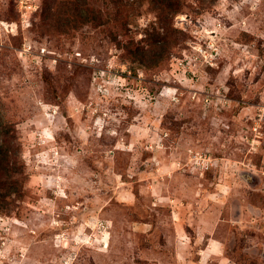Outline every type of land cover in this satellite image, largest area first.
Listing matches in <instances>:
<instances>
[{
	"label": "rangeland",
	"instance_id": "1",
	"mask_svg": "<svg viewBox=\"0 0 264 264\" xmlns=\"http://www.w3.org/2000/svg\"><path fill=\"white\" fill-rule=\"evenodd\" d=\"M0 264H264V0H0Z\"/></svg>",
	"mask_w": 264,
	"mask_h": 264
}]
</instances>
